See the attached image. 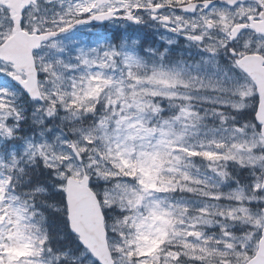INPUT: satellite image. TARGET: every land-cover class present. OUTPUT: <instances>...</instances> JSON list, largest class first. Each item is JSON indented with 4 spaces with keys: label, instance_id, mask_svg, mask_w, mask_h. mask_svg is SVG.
<instances>
[{
    "label": "snow or ice",
    "instance_id": "obj_1",
    "mask_svg": "<svg viewBox=\"0 0 264 264\" xmlns=\"http://www.w3.org/2000/svg\"><path fill=\"white\" fill-rule=\"evenodd\" d=\"M0 264H264V0H0Z\"/></svg>",
    "mask_w": 264,
    "mask_h": 264
}]
</instances>
